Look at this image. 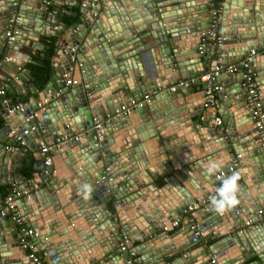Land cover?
<instances>
[{
    "label": "water",
    "instance_id": "95a60500",
    "mask_svg": "<svg viewBox=\"0 0 264 264\" xmlns=\"http://www.w3.org/2000/svg\"><path fill=\"white\" fill-rule=\"evenodd\" d=\"M15 1L0 0L9 11L1 16L0 54L8 58L0 60L1 68L25 62L15 44L20 40L4 42L10 15L20 17L18 34L28 46L42 50L43 37H56L46 41L52 70L42 92L34 85L32 90L28 84L15 86L12 80L25 82L19 66L7 73L0 69L10 92L29 97L12 112L8 108L22 99L1 101L0 185L23 180L29 169L33 179L23 186L43 182L29 199L17 200V211L37 233L34 241L46 264H126L129 259L137 264H214L212 259L215 264H264V223L241 227L264 210V144L242 99L244 71L216 77L223 97L213 107L204 106L207 83L199 78L216 64L208 65L211 52L225 54L224 63L231 64L253 49L251 66L264 101V0H87L80 22L71 25L50 14L44 0H18L17 6ZM170 4L179 11L163 14L161 8ZM213 15L225 36L221 46L201 41ZM228 41L233 45L226 46ZM74 44L78 47L72 50ZM69 77L76 83L65 85ZM191 78L190 86L169 89ZM195 84H201L200 99L187 104L184 97L195 93ZM145 95L152 97L144 100ZM131 100L141 103L124 112L122 106ZM93 118L100 121L97 128ZM11 130L27 131L24 146L14 142ZM75 134L77 139L54 142ZM44 143L53 155L49 165L37 151ZM211 162L219 169L209 176ZM230 166V175L241 173L239 203L216 213L210 197L224 179L216 175ZM106 168L111 181L101 178ZM84 184L91 188L87 199ZM206 198L189 216L183 214L189 204ZM190 216L200 237L190 228ZM17 232L0 206V264H34ZM211 236L213 243L207 241ZM251 258L257 260L246 262Z\"/></svg>",
    "mask_w": 264,
    "mask_h": 264
},
{
    "label": "built area",
    "instance_id": "2783aa9c",
    "mask_svg": "<svg viewBox=\"0 0 264 264\" xmlns=\"http://www.w3.org/2000/svg\"><path fill=\"white\" fill-rule=\"evenodd\" d=\"M18 0L14 2V5H18ZM87 0H83L81 2V6L85 7ZM46 2V0H44ZM216 14V12H214ZM212 22L210 24V27L206 31L201 32V41L203 43L210 44L211 46H221L225 42V36H223L219 28L217 26V17L213 15ZM20 17L16 14L10 15L9 17V27L8 30L5 33V38L7 39V42L10 43L16 38V35L19 32V28L17 26V23L20 22ZM211 38L213 40L211 41ZM78 46L74 44L71 49L75 50ZM61 52L60 49L56 50V54L59 55ZM255 55V51L252 49L250 51V54L245 57L244 59L233 62L231 64L224 63L223 59L225 54L220 53L217 55L215 61L216 64L214 65V68L208 72L202 73L199 78L200 81H205L207 83V86L204 89V106L206 107H213L216 106L219 102V100L222 98V86L215 82V79L217 76L220 75L222 72H229L231 74H236L238 72L244 71L242 78V92H243V101L246 102L248 105V111L250 115V119L253 120V126L255 128V131L261 140L262 144H264V101L261 97V92L259 90V87L255 84V76L256 72L254 68L251 66L252 59ZM73 59V56L71 57ZM4 61H8V58L5 57ZM21 71V67H18ZM66 75V74H65ZM14 79H17L16 77ZM7 81L9 79L7 78ZM76 80L72 79L71 77L67 78L65 80V85H71L75 84ZM193 83V78L186 79V80H179L174 85L170 86L169 89L171 91H174L177 87H187L190 86ZM60 93V90L56 92L55 95H58ZM7 95V90L5 86H0V101L3 103H6L7 99L5 96ZM149 95L144 96V100H148ZM141 101L131 100V103L129 106H122V109L124 112H129L130 109L134 106H137L140 104ZM2 104V103H1ZM40 105V102L38 103ZM23 103H19L14 105L13 107L8 108V112H12L15 109H22ZM94 120V128H97L100 125V121L96 118H93ZM216 123L220 124L221 120L220 117H215ZM11 138L14 140V142L17 145L24 146L25 145V138L24 134L27 133L26 130H23L22 132H17L15 130H11ZM78 135L75 134L74 136H68L64 135L61 138H57L54 142L55 144H59L61 141L65 140H72L77 139ZM8 147V146H6ZM40 153L43 155L44 164L49 165L52 162V155H50V146L42 144L40 147ZM233 170V166H230L228 168V172L224 173L221 171L216 176H222L223 178H226L230 175V172ZM102 179H107L108 181L112 180L111 174L106 168L104 174L101 177ZM20 182V181H17ZM36 184L34 183L32 187H20L16 183H12L9 186L6 187L5 191L3 192L2 196L0 197V206H1V213L2 215L10 216L11 219L16 223L18 227L17 232V240L22 248H25L27 251V257L29 260H31L34 264H46L45 261L42 260V257L40 255V252L38 250V245L35 243L34 238L36 237V232L31 227H28L26 225L25 220L21 217V215L17 211V200L21 197H25L26 199H29L31 193L33 190H35ZM205 204V200H200L193 202L188 205L187 209L184 210V215H190L192 211L200 208L202 205ZM254 222L257 223H264V210L259 209L257 210L254 218H249L244 221V223L241 225L242 229L243 227L250 226ZM188 223L190 224V228L194 231L193 234L195 237L201 236V231L197 227L196 222L192 216L188 218ZM179 223L177 221H173L171 223L172 227H177ZM166 232V227H163V231ZM125 241H127V238L124 237L123 241L120 243V248L122 250L126 249ZM134 252H130V255H133ZM212 263H216L215 259L211 260ZM126 264H137L133 261V259L127 260Z\"/></svg>",
    "mask_w": 264,
    "mask_h": 264
},
{
    "label": "crops",
    "instance_id": "0c3cea01",
    "mask_svg": "<svg viewBox=\"0 0 264 264\" xmlns=\"http://www.w3.org/2000/svg\"><path fill=\"white\" fill-rule=\"evenodd\" d=\"M82 1L83 0H46V2L44 4L46 6L47 11H49L50 14L52 12L56 13V15H57L56 18L59 19L60 23H63V24L67 23L68 25H71L72 23H74L76 21L80 22L79 16H80V14H82L80 12V9L82 8V6L80 4H81ZM200 1H202V0H200ZM218 1H220V0H218ZM221 2H223V0H221ZM86 3H87V1H86ZM173 7L176 8V9H172ZM209 8L211 9L212 7H209ZM161 11H163V14H166V13L176 14L179 11V9L177 8V5H175V4L171 5L170 4L168 6L162 7ZM181 11L183 12L184 8H182ZM7 14H9L8 9L2 8L0 6V24L4 22V20L1 19V16H6ZM52 17H54V16L52 15ZM156 19H158V18H156ZM167 21H169V20H167ZM55 26L57 28L60 25H55ZM219 31H220V28H219ZM83 37H85V36H83ZM226 38H227V36H226ZM15 39L20 40V42L17 41L15 44L17 46V52H18L19 58L24 59L25 62L21 63V64H13V65L12 64H8V65L6 64V67H4V69L1 68V66H0V69L7 73V72L13 71L15 69L14 65H17V66L21 67V72H23L22 75H23V78L25 79V82L22 83V81H20L19 79L18 80H14V81L12 80V82H14L15 86L18 87V85H20V84H25V85L28 84V85H30V89L32 90V86L34 85V89L37 92H42L47 87V83L45 84L44 87H39V85L36 84V82L34 80L29 79L27 76H29V77H31L33 79H34V77H33L32 73H31L30 69L27 67V64H30V63L31 64H37V63L41 62L42 59L45 56L46 45L48 44L46 41L50 40V39L51 40L53 39L54 41H56V37H51V38L43 37V41L41 43H39L40 45L44 46V48L42 50L38 49V48L36 49L35 47L28 46L26 44L27 40L24 42L22 37H21V35H19V34L16 35ZM149 39L150 38H148L146 40H149ZM187 39H189V38H187ZM146 40H144V41H146ZM4 42L8 43L7 39H5ZM225 45L226 46H231V45H233V42L228 41V43H226ZM129 53H131V52H129ZM5 57H6V55L4 53L0 54V60L4 61ZM216 57H217V55L214 52H211V55L207 57L208 65L211 64L216 59ZM132 59L133 58H131L129 60L131 61ZM0 64H1V62H0ZM144 64L146 65L147 70L150 71L151 68H152V63L149 60V58L145 59V63ZM233 75H235V74H233ZM8 82L9 81H7L6 77L4 79H0V84L2 86H5ZM193 88H194L195 93H189L187 96L184 97L185 101L187 102V104L188 103L196 104V102L199 101V99H200V92H201V89H202L201 84H195V85H193ZM6 90H7V95L5 96V98L7 100L12 99V100L16 101V99H18L20 97L22 99L23 105L27 104V102L29 100L28 96H22V95L18 94L15 90H13L12 92H10L7 88H6ZM151 97L152 96L149 95L148 96V100ZM222 97H223V94H222ZM0 103H1V101H0ZM187 104H185V105H187ZM1 108H2V104H1ZM248 120H250V117L248 118ZM2 139L3 138L0 137V144H2ZM44 145H47V144L44 143ZM40 147H41V145H39L38 148H37L38 152L40 151ZM50 155H51V153H50ZM65 171L67 172L66 167H65ZM32 173H33V170L29 169L24 174L23 180H21L20 182H15V183L18 184L20 187H24V188L32 187L33 184L28 185V186H23V183L29 181L30 179H33ZM157 182L161 183V180H158ZM35 184H36V187H34V188H35V190L36 189L38 190V188H40L43 185V182L37 181V182H35ZM6 187H7L6 185H0L1 193H3L5 191ZM204 200H205V204H206V202L208 201V198H206ZM17 203H19V201ZM250 226L243 227V229L249 228ZM178 227H176V229ZM183 239H184V237H181V238L177 239L176 241L178 243H181V241ZM209 239L213 240V236H211ZM212 242H214V240ZM240 248L242 249L243 247H240ZM40 255L42 257V260L44 261V259H43L44 258V254L40 252ZM202 259H204V257H201V260ZM254 260H257V258H251V259H249L246 262H249V261L252 262Z\"/></svg>",
    "mask_w": 264,
    "mask_h": 264
},
{
    "label": "clouds",
    "instance_id": "9594fccd",
    "mask_svg": "<svg viewBox=\"0 0 264 264\" xmlns=\"http://www.w3.org/2000/svg\"><path fill=\"white\" fill-rule=\"evenodd\" d=\"M219 169V165L211 162L207 168L209 176L213 175ZM241 173L239 171L233 172L221 181L220 186L216 189V194L210 197V208L216 213H224L225 211L233 209L238 203V192L240 188ZM84 197L87 199L91 188L88 184L82 186ZM3 194V193H2Z\"/></svg>",
    "mask_w": 264,
    "mask_h": 264
},
{
    "label": "trees",
    "instance_id": "16d2710c",
    "mask_svg": "<svg viewBox=\"0 0 264 264\" xmlns=\"http://www.w3.org/2000/svg\"><path fill=\"white\" fill-rule=\"evenodd\" d=\"M50 57H51V49L45 51V56L41 62L37 64H27V67L30 69L34 81L39 87H44L46 83L49 82L51 78V70L52 66L50 64ZM0 110H1V103H0ZM2 116L0 114V124L2 122Z\"/></svg>",
    "mask_w": 264,
    "mask_h": 264
},
{
    "label": "rangeland",
    "instance_id": "374dc122",
    "mask_svg": "<svg viewBox=\"0 0 264 264\" xmlns=\"http://www.w3.org/2000/svg\"><path fill=\"white\" fill-rule=\"evenodd\" d=\"M231 233H234L233 231L231 232ZM210 237H208V239H207V241L209 242L210 240V242L209 243H211L213 240L215 241L216 239H214V237H213V240L212 239H209ZM213 243V242H212Z\"/></svg>",
    "mask_w": 264,
    "mask_h": 264
}]
</instances>
